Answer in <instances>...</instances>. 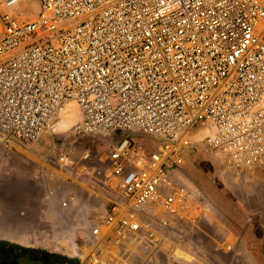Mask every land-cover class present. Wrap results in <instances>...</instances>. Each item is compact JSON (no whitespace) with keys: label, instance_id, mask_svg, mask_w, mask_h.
<instances>
[{"label":"built area","instance_id":"2783aa9c","mask_svg":"<svg viewBox=\"0 0 264 264\" xmlns=\"http://www.w3.org/2000/svg\"><path fill=\"white\" fill-rule=\"evenodd\" d=\"M72 102L75 134L119 135L106 178L122 194L89 227L87 263L105 244L173 243L216 214L185 181L199 131L236 173L264 172V0H0V134L33 145Z\"/></svg>","mask_w":264,"mask_h":264},{"label":"rangeland","instance_id":"374dc122","mask_svg":"<svg viewBox=\"0 0 264 264\" xmlns=\"http://www.w3.org/2000/svg\"><path fill=\"white\" fill-rule=\"evenodd\" d=\"M30 6L23 11L32 19L40 9L36 3ZM68 108L72 116L64 122L60 115L55 128L33 145L17 144L0 134V240L49 251L76 264H88L86 257L92 248L89 227L103 218L109 205L122 194L106 178L108 155L119 135L75 134L73 127L80 118L79 108L75 102L64 109ZM135 138L148 150L156 148L154 138ZM199 138L193 139L184 170L185 181L198 189L216 212L201 221L202 232L210 227L209 221L243 223L245 211H253L259 204L256 195L264 193V172L236 173L219 152L198 142ZM85 152L91 155L86 171L80 164L66 169L58 163L61 154L78 161ZM190 234L187 227L173 233L172 241L187 244L165 243L159 247L160 253L159 249L147 251L129 240L122 246L102 245L96 255L106 264H160L161 253L182 260V252L200 254L209 247L207 235ZM194 239H199V243L195 244Z\"/></svg>","mask_w":264,"mask_h":264},{"label":"crops","instance_id":"0c3cea01","mask_svg":"<svg viewBox=\"0 0 264 264\" xmlns=\"http://www.w3.org/2000/svg\"><path fill=\"white\" fill-rule=\"evenodd\" d=\"M254 171L260 172L259 169ZM255 200L257 203L259 201V204L253 211L250 208L245 211L243 223L209 221L210 227L203 229V232L200 225L196 228L187 227L191 230L190 235L203 233L208 236L207 250L200 251V254H195L193 251L183 252L190 253L194 262L184 258L177 260L173 255L161 253L160 264H264V193L257 194ZM178 241H173L171 244H187V242ZM193 242L197 244L199 239H194ZM160 252L162 251L159 249Z\"/></svg>","mask_w":264,"mask_h":264},{"label":"flooded vegetation","instance_id":"af4514ba","mask_svg":"<svg viewBox=\"0 0 264 264\" xmlns=\"http://www.w3.org/2000/svg\"><path fill=\"white\" fill-rule=\"evenodd\" d=\"M0 264H76L58 254L0 240Z\"/></svg>","mask_w":264,"mask_h":264},{"label":"bare ground","instance_id":"6f19581e","mask_svg":"<svg viewBox=\"0 0 264 264\" xmlns=\"http://www.w3.org/2000/svg\"><path fill=\"white\" fill-rule=\"evenodd\" d=\"M60 115H62L63 119H65V120H63L64 122L66 121V119H68V118H70L72 116L71 115V111L69 110V108L67 110L66 109L61 110ZM63 128H64V126H63ZM202 135H203V132L202 131H199L197 133V136L198 137H200ZM179 257L184 258L185 260H188V261H191V259H192V256L191 255H189V254L184 255L183 252H182V255H180ZM98 264H106V263L105 262H102L101 260H98Z\"/></svg>","mask_w":264,"mask_h":264}]
</instances>
